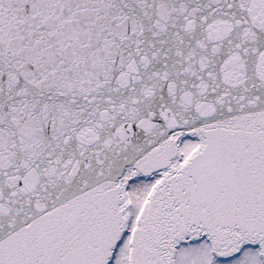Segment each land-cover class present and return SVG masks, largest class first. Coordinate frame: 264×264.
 <instances>
[{
    "label": "snow or ice",
    "instance_id": "6c2138e0",
    "mask_svg": "<svg viewBox=\"0 0 264 264\" xmlns=\"http://www.w3.org/2000/svg\"><path fill=\"white\" fill-rule=\"evenodd\" d=\"M0 264H264V0H0Z\"/></svg>",
    "mask_w": 264,
    "mask_h": 264
}]
</instances>
